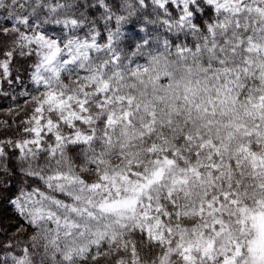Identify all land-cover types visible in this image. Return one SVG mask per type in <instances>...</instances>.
<instances>
[{"label":"snow or ice","instance_id":"6c2138e0","mask_svg":"<svg viewBox=\"0 0 264 264\" xmlns=\"http://www.w3.org/2000/svg\"><path fill=\"white\" fill-rule=\"evenodd\" d=\"M0 12V87L21 80L17 56L36 57V94L21 92L32 137L0 140V188L21 177L17 234L34 231L0 243V264H264V0Z\"/></svg>","mask_w":264,"mask_h":264},{"label":"rangeland","instance_id":"374dc122","mask_svg":"<svg viewBox=\"0 0 264 264\" xmlns=\"http://www.w3.org/2000/svg\"><path fill=\"white\" fill-rule=\"evenodd\" d=\"M3 12H0V17H2L3 15ZM95 15H98V13H94ZM47 31L50 35H56L58 36L60 34V28L59 26H56V25H51L47 28ZM130 34H134L132 32H130ZM105 36H106V33L104 35H102L101 37L98 38L99 42L100 43H104L105 42ZM11 41L10 39L7 37L5 39H0V50L8 47L10 45ZM188 43V42H187ZM189 45H192V44H189ZM19 56L16 57L15 61H14V64L16 65V67L20 70V71H23L25 70L26 66L29 64L30 60H31V65L35 62L36 60V57L35 56H32V57H28L27 59H24L22 60L20 63L19 62ZM30 58V60H29ZM143 62V61H141ZM24 64V69L21 70L20 69V64ZM27 74L30 75V72L28 71ZM27 74H26V77H21V80L19 82H15L13 85L9 86L7 84H4L3 85V89L5 92H11V94L13 92H15V88L17 86L18 88V85L22 84V83H25V85H20L21 87L24 88L25 91H28V92H31L33 95H35L36 93L33 91V85L31 83V81L29 80V76L27 77ZM15 75L16 73L14 72L13 73V79L15 80ZM64 78V77H63ZM64 81L65 83H70L69 79H65L64 78ZM2 88L0 87V90ZM10 94V95H11ZM15 96H11L10 100H8L9 102H12V104L15 102ZM25 97V101H27L29 99V97L27 96H23ZM24 107V109L22 110V108ZM18 109H20V106L17 105H10L9 107H5L3 110L4 112H1L0 111V118L3 120V121H6L7 125H10L11 122H13L14 126H20V124L24 125V127H22V130H20L18 133V136L16 137H5L3 139H0V140H6V139H13V140H20V139H23V138H31L32 137V134L31 133H25L24 132V128L26 127V121L29 119V117L31 116L32 114V111H33V106L30 104V103H27L26 106H22L21 107V114L19 116L18 114ZM2 113H4V115H2ZM19 116V117H18ZM21 117V118H20ZM53 118H55V116L53 115ZM22 131V132H21ZM67 131V129L65 130ZM21 132V134H20ZM3 193V188H0V198H1V195ZM12 199H14L12 197ZM9 205V209H5L3 208L1 205H0V233H3V234H0V243H5V242H13V244H15L17 241L20 243V240L17 237V228L22 224L20 221L17 220V217L14 215V212L12 211L13 209V205L12 204H7ZM7 207V206H5ZM196 221L193 220V219H185L182 223L188 227H191ZM11 225L12 227L10 228L11 231H9V235L10 237H12V235H14V240H8V238L5 237L4 234H7L5 232H2L1 231V227H4V225ZM29 229V228H28ZM24 229H21L19 233L23 232ZM17 234V235H16ZM21 247H23L21 244H20ZM17 254H18V250H17Z\"/></svg>","mask_w":264,"mask_h":264},{"label":"trees","instance_id":"16d2710c","mask_svg":"<svg viewBox=\"0 0 264 264\" xmlns=\"http://www.w3.org/2000/svg\"><path fill=\"white\" fill-rule=\"evenodd\" d=\"M4 14L5 13H3L2 15H4ZM136 31H138V29ZM5 38H7V37L4 36V35H0V39H5ZM186 42H188L189 44H193V40H192L191 37H188L186 39ZM18 58H19V62L18 63H20L22 60L27 59L28 57H18ZM29 60H30V58H29ZM30 65H31V60H30L29 64L26 66L25 70H23L24 69L23 68L24 64L23 63L20 64V69L23 70V71H20V77H23V76L26 77V74L28 72V69H29ZM28 76H29V74H27V77ZM64 78L67 79L68 77L65 76ZM20 85L21 86L25 85V83H22ZM20 85H18V88L16 86V88H15L16 91L13 92L12 94H11V92H5L4 89H3L4 87L3 86L1 87L2 88L0 90V111L1 112H4L3 109L5 107H9L10 105H16V103H17V105L20 106V109H18V114L20 116L21 107L27 105V103L25 101V97H23L21 95V92L25 91L24 88H23L24 86L21 87ZM11 96L12 97L15 96L14 97L15 98V100H14L15 102L13 104H12V102L8 101V100H10ZM23 109H24V107L22 108V110ZM2 115H4V113H2ZM22 127H24L23 124L22 125L20 124V126H18V125L14 126L13 122H11L10 125H7L6 121H3L0 118V139H3L5 137H9V136L10 137L18 136V134H19L18 132L20 130H22ZM21 132H20V134H21ZM47 139H49V141H50L51 138H47ZM69 155L73 156V163L75 165L79 166L82 163V160L76 156V151L75 150H72L69 153ZM12 166L13 167L15 166V162L14 161H13V165ZM87 178L88 179H92V177H87ZM28 184H29V189L28 190H30L31 186H34L33 185V181L29 180ZM21 186H22V183H21V177H20L19 174H17L16 176L11 178L10 183L3 188V193H2L1 198H0V205L3 208H5V209H9L10 208L9 205H7V204H9V202H8L9 198H12V197L15 198L19 194V190H20ZM5 206H7V207H5ZM12 209H13L12 211L14 212V215L17 217V220L20 221L21 223H23L22 219L17 215L16 208L13 207ZM11 227H12L11 225H7V224L4 225V227H1V231L2 232H5V233L8 232L7 234H4L5 237L8 238V240H14V238H15L14 235H12V237H10V235H9V231H11V229H10ZM33 231L34 230L32 228H29V229L27 228V231L23 230V232L19 233V235L16 234L17 235L16 238H18L20 240L19 244H21L23 246L25 243H27L28 238H29V236H31L33 234ZM40 252L42 253L43 249H40ZM142 255H144V253H142ZM39 259H40V257H39V255H37L35 257V260L37 261V264H39ZM98 264H113V261H112L111 258H108L107 260H105L104 258H101L99 260Z\"/></svg>","mask_w":264,"mask_h":264}]
</instances>
